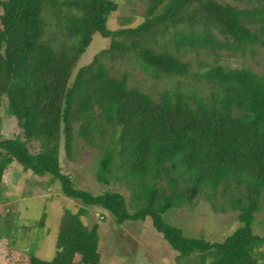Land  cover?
Listing matches in <instances>:
<instances>
[{"label": "trees", "instance_id": "trees-1", "mask_svg": "<svg viewBox=\"0 0 264 264\" xmlns=\"http://www.w3.org/2000/svg\"><path fill=\"white\" fill-rule=\"evenodd\" d=\"M117 8L113 0H0V106L24 139L0 131V201L6 178L50 177L117 226L150 219L183 264H264V233L253 232L264 201V75L220 63L264 50V0H148L142 23L109 30ZM97 35L107 45L84 61ZM126 63L157 85H132ZM162 81L171 86L158 88ZM80 142L99 152L98 183L124 187L128 203L118 192L77 189L62 172V153L73 162ZM201 198L214 212L237 213L239 228L222 242L185 236L165 220ZM88 215L64 213L53 260L6 239L0 264H102Z\"/></svg>", "mask_w": 264, "mask_h": 264}, {"label": "rangeland", "instance_id": "rangeland-1", "mask_svg": "<svg viewBox=\"0 0 264 264\" xmlns=\"http://www.w3.org/2000/svg\"><path fill=\"white\" fill-rule=\"evenodd\" d=\"M118 8L107 22L109 30L134 28L143 22L148 0H113ZM107 41L97 35L84 61L93 57ZM220 63L230 69L248 68L264 75V50L257 54L223 56ZM132 73V85L145 90L153 89L157 84L137 68L126 67ZM171 86L166 81L158 83V88ZM0 131L8 139L22 138V133L14 118L5 114V106H0ZM38 150L36 143L30 147L31 153ZM99 152L80 142L73 162H69L62 153L61 168L64 174L72 177L75 188L93 195L112 191L122 194L127 203L129 192L116 182L106 186L96 180ZM10 169H20L13 163ZM23 175L21 183L13 185L5 179L4 192L0 201V263L6 258V239L19 252L35 256L42 261H51L55 257L56 242L62 216L66 211L77 212L86 208L89 215L83 218L85 225L96 224L99 234V253L102 264H183L178 254L152 228L151 220L144 222H125L121 226L114 223L111 215L100 207L87 208L82 203L66 198L61 193L59 182L50 184V177L38 178L31 173ZM15 184V183H14ZM10 215V216H9ZM44 219L43 222H40ZM165 220L180 228L185 236L202 238L208 242H222L240 224L237 213L232 211L214 212L211 205L199 199L194 208L171 211ZM253 232L259 236L264 233V201L261 211L256 215ZM5 241V242H4Z\"/></svg>", "mask_w": 264, "mask_h": 264}]
</instances>
